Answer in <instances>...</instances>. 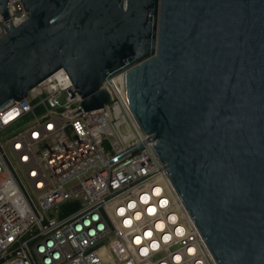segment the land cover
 <instances>
[{
	"label": "water",
	"instance_id": "1",
	"mask_svg": "<svg viewBox=\"0 0 264 264\" xmlns=\"http://www.w3.org/2000/svg\"><path fill=\"white\" fill-rule=\"evenodd\" d=\"M9 1L0 111L62 70L100 110L122 75L218 264H264V0H22L19 25Z\"/></svg>",
	"mask_w": 264,
	"mask_h": 264
},
{
	"label": "built area",
	"instance_id": "2",
	"mask_svg": "<svg viewBox=\"0 0 264 264\" xmlns=\"http://www.w3.org/2000/svg\"><path fill=\"white\" fill-rule=\"evenodd\" d=\"M23 6L9 1L15 25ZM5 25L0 9V38ZM104 86L109 105L77 112L82 98L62 70L0 111L11 106L0 114V264H218L122 75Z\"/></svg>",
	"mask_w": 264,
	"mask_h": 264
},
{
	"label": "rangeland",
	"instance_id": "3",
	"mask_svg": "<svg viewBox=\"0 0 264 264\" xmlns=\"http://www.w3.org/2000/svg\"><path fill=\"white\" fill-rule=\"evenodd\" d=\"M123 129H124V127H123Z\"/></svg>",
	"mask_w": 264,
	"mask_h": 264
}]
</instances>
